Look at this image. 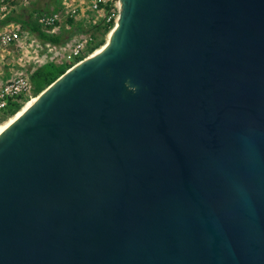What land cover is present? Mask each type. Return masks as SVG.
<instances>
[{
  "label": "water",
  "instance_id": "obj_1",
  "mask_svg": "<svg viewBox=\"0 0 264 264\" xmlns=\"http://www.w3.org/2000/svg\"><path fill=\"white\" fill-rule=\"evenodd\" d=\"M120 1L0 134V264H264V0Z\"/></svg>",
  "mask_w": 264,
  "mask_h": 264
},
{
  "label": "rangeland",
  "instance_id": "obj_2",
  "mask_svg": "<svg viewBox=\"0 0 264 264\" xmlns=\"http://www.w3.org/2000/svg\"><path fill=\"white\" fill-rule=\"evenodd\" d=\"M32 5L40 8H44L46 5H48V11L42 10L41 13L35 14L34 18H37L39 21L42 17L46 18L48 16H55V22L46 28L51 30L53 33H63L66 36V40L62 44L72 41V36L76 33L77 28H79L77 34L81 36L91 33L96 40L95 45H99L101 40H103L102 44L107 41L109 32L103 34V29L100 30L98 27H96L98 23H95L96 20L100 19L101 14H99L97 17L93 16V14L88 10L87 0H29V3L25 6V8L30 9ZM21 10V8L18 9V12ZM73 10H76V12L73 13ZM40 24L42 27H44V24ZM99 26L105 25L99 24ZM0 27H2L1 30L3 31L13 28H20V34L22 35V38L18 43H13L5 48H0V82H5L16 75L31 76V74L38 68L49 63L58 66H71L70 64L65 65L63 62L64 55L56 49H52V54L48 56L46 55L47 48L44 45H42V47H40L38 50L34 48L32 39H35L36 36L28 35V33L24 31L26 29L21 24L13 26V23L10 22L0 25ZM102 44H100L98 47H100ZM97 48L91 50L90 55ZM38 51H41L42 54H39ZM53 60H56L58 63H54ZM35 95L37 94L35 92L34 85V90L30 94L19 97L17 101L21 104H24L28 99ZM8 116L9 115L7 113L0 120V122L7 119Z\"/></svg>",
  "mask_w": 264,
  "mask_h": 264
},
{
  "label": "built area",
  "instance_id": "obj_3",
  "mask_svg": "<svg viewBox=\"0 0 264 264\" xmlns=\"http://www.w3.org/2000/svg\"><path fill=\"white\" fill-rule=\"evenodd\" d=\"M28 3L29 0H0V20H3L8 15L18 12V9L20 8H25ZM87 5L88 10L93 14V16L97 17L99 16V14H101L100 19L96 20L95 22L98 23L97 25L103 24L112 26L111 29H113L117 25L121 10L120 0H87ZM75 12L76 10H73V13ZM55 20V16H48L46 18L42 17L39 21L40 23L44 24V27H42V29L45 32L53 33L46 27L53 24ZM11 23H13V26L19 24L16 22ZM1 29L2 27H0V48H5L13 43H18L22 38V35L20 34V28H13L7 31H3ZM78 30L79 28L76 29V33L72 36V41L66 44H53L50 42H45L28 29L24 31L28 33V35L36 36L35 39H32L34 48L38 50L40 47H42V45H44L47 48L46 55L48 56L52 54V49L58 50L64 55L63 62L65 63V65L70 64L71 66L69 68H71L81 60L90 56V52L96 44V40L91 33H87L81 36L77 34ZM38 53L42 54L41 51H38ZM53 61L54 63H58L56 60ZM33 90L34 85L30 79V76L16 75L15 77H12L5 82L1 81L0 120L8 113V107L11 101H17L19 97L30 94Z\"/></svg>",
  "mask_w": 264,
  "mask_h": 264
},
{
  "label": "trees",
  "instance_id": "obj_4",
  "mask_svg": "<svg viewBox=\"0 0 264 264\" xmlns=\"http://www.w3.org/2000/svg\"><path fill=\"white\" fill-rule=\"evenodd\" d=\"M42 10L48 11V5L44 8L37 7L32 5L29 8H23L20 12H15L11 15H8L3 20H0V25L7 24L9 22H16L21 24L25 29L35 33L39 38L45 42H50L53 44H62L66 40V36L63 33H48L42 29L41 24L38 19L34 18V15L41 13ZM100 30L103 29V34L110 32L112 26H99L96 25ZM103 40L99 42V45L102 44ZM99 45H95L93 49L97 48ZM70 67V66H69ZM69 67L58 66L52 63L46 64L38 68L35 72L31 74V79L35 85L36 94L40 93L47 86H49L53 81L60 77L64 72L68 70ZM18 101H11L8 107V115L15 114L22 106Z\"/></svg>",
  "mask_w": 264,
  "mask_h": 264
},
{
  "label": "bare ground",
  "instance_id": "obj_5",
  "mask_svg": "<svg viewBox=\"0 0 264 264\" xmlns=\"http://www.w3.org/2000/svg\"><path fill=\"white\" fill-rule=\"evenodd\" d=\"M114 28L110 30L107 41L104 42V44H102L100 47H98L90 56H94L96 54H98L99 52H101L103 50V48L106 46V44L109 42L110 40V36L113 32ZM48 87V86H47ZM46 87V88H47ZM45 88V89H46ZM44 89V90H45ZM43 91V90H42ZM41 91V92H42ZM40 93H38L37 95L31 97L30 99H28L22 106L21 108L13 115L8 116L7 119H5L4 121L0 122V134L12 123L14 122L33 102H35L38 97L40 96Z\"/></svg>",
  "mask_w": 264,
  "mask_h": 264
}]
</instances>
